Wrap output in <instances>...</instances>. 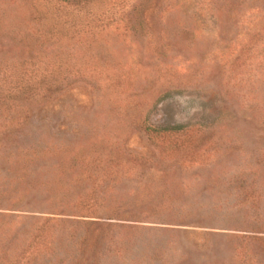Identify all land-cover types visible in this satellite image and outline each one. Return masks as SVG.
Instances as JSON below:
<instances>
[{
    "label": "rangeland",
    "instance_id": "1",
    "mask_svg": "<svg viewBox=\"0 0 264 264\" xmlns=\"http://www.w3.org/2000/svg\"><path fill=\"white\" fill-rule=\"evenodd\" d=\"M0 264H264V0H0Z\"/></svg>",
    "mask_w": 264,
    "mask_h": 264
},
{
    "label": "trees",
    "instance_id": "2",
    "mask_svg": "<svg viewBox=\"0 0 264 264\" xmlns=\"http://www.w3.org/2000/svg\"><path fill=\"white\" fill-rule=\"evenodd\" d=\"M67 1H69V0H67ZM74 2H83L84 0H73ZM88 2V1H87Z\"/></svg>",
    "mask_w": 264,
    "mask_h": 264
}]
</instances>
